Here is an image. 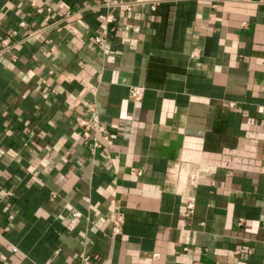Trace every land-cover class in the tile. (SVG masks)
Wrapping results in <instances>:
<instances>
[{
	"label": "crops",
	"instance_id": "crops-1",
	"mask_svg": "<svg viewBox=\"0 0 264 264\" xmlns=\"http://www.w3.org/2000/svg\"><path fill=\"white\" fill-rule=\"evenodd\" d=\"M101 1L0 0V264H260L264 2Z\"/></svg>",
	"mask_w": 264,
	"mask_h": 264
},
{
	"label": "built area",
	"instance_id": "built-area-1",
	"mask_svg": "<svg viewBox=\"0 0 264 264\" xmlns=\"http://www.w3.org/2000/svg\"><path fill=\"white\" fill-rule=\"evenodd\" d=\"M257 1L264 2V0H257ZM133 2L134 1H132V0H102L100 2V4L105 6L107 8V10L105 12L100 11L97 14L98 20L100 21V24H101V30L98 33H95L93 35V40L98 42V43L105 41L109 31L111 29L115 28V25L113 23V21L115 19L113 9L115 7H121V8L126 9V10H131L132 5L134 4ZM32 3L34 4L33 1H32ZM36 9H37V11H42L44 9L50 11L51 6H48V5L45 7L37 6ZM80 9L81 8L75 9L73 12H76ZM73 12H70V13L73 14ZM18 24L24 25L25 20H20L18 22ZM117 27L119 29H120V27H123L125 29H130L133 27V24L129 23V22H123L122 25H119ZM14 32H15V30H11L9 33L12 34ZM9 40H10L9 35L5 36L4 38H2V43L5 46H7L10 42ZM144 89H145V87L141 84H131L129 86L130 97L133 100L140 99L144 93ZM88 111H89L88 116H84V115L76 116V123L78 124V126L81 129V133H82L83 137L90 140V148L92 150H95L96 148L101 147L103 144L109 143L111 141V136L109 135L108 132L101 129V124L97 120V117H96L97 112H96V108H95L94 103L91 102L88 104ZM193 206H194V201L192 199L186 200L185 207H186L187 211L192 210ZM75 213H77V212H75ZM123 219H124L123 212L121 210H116L115 214L111 218V220H112V231L114 233H117L120 231ZM12 249H13V251H16L17 247L13 246ZM80 264H95V262L92 260L91 257H89L87 254L82 252ZM260 264H264V259L262 260V262Z\"/></svg>",
	"mask_w": 264,
	"mask_h": 264
}]
</instances>
